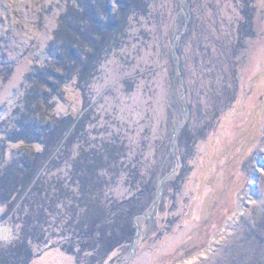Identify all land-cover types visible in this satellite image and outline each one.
<instances>
[{
  "label": "rangeland",
  "instance_id": "374dc122",
  "mask_svg": "<svg viewBox=\"0 0 264 264\" xmlns=\"http://www.w3.org/2000/svg\"><path fill=\"white\" fill-rule=\"evenodd\" d=\"M262 76L264 0H0V264H264Z\"/></svg>",
  "mask_w": 264,
  "mask_h": 264
},
{
  "label": "flooded vegetation",
  "instance_id": "af4514ba",
  "mask_svg": "<svg viewBox=\"0 0 264 264\" xmlns=\"http://www.w3.org/2000/svg\"><path fill=\"white\" fill-rule=\"evenodd\" d=\"M260 73H261V72H260ZM261 79H263V80H264V76H262V77H261Z\"/></svg>",
  "mask_w": 264,
  "mask_h": 264
},
{
  "label": "trees",
  "instance_id": "16d2710c",
  "mask_svg": "<svg viewBox=\"0 0 264 264\" xmlns=\"http://www.w3.org/2000/svg\"><path fill=\"white\" fill-rule=\"evenodd\" d=\"M25 264V263H24Z\"/></svg>",
  "mask_w": 264,
  "mask_h": 264
}]
</instances>
